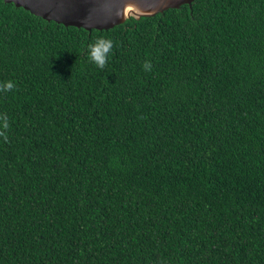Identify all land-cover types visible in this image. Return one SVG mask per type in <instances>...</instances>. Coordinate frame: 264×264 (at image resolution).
Returning <instances> with one entry per match:
<instances>
[{"label":"trees","instance_id":"16d2710c","mask_svg":"<svg viewBox=\"0 0 264 264\" xmlns=\"http://www.w3.org/2000/svg\"><path fill=\"white\" fill-rule=\"evenodd\" d=\"M7 81L0 264H264V0L91 30L0 0Z\"/></svg>","mask_w":264,"mask_h":264},{"label":"water","instance_id":"95a60500","mask_svg":"<svg viewBox=\"0 0 264 264\" xmlns=\"http://www.w3.org/2000/svg\"><path fill=\"white\" fill-rule=\"evenodd\" d=\"M193 0H4L66 26L110 28L129 16L154 15Z\"/></svg>","mask_w":264,"mask_h":264},{"label":"clouds","instance_id":"9594fccd","mask_svg":"<svg viewBox=\"0 0 264 264\" xmlns=\"http://www.w3.org/2000/svg\"><path fill=\"white\" fill-rule=\"evenodd\" d=\"M113 48V41L110 39L98 38L95 43L88 45L89 59L98 68L103 69L108 61V55L111 53ZM145 71H151L152 65L150 61H146L144 64ZM15 85L12 81H7L6 83L0 84V92L12 91ZM3 130H0V137H3L7 141V129L9 128V123L7 117H3Z\"/></svg>","mask_w":264,"mask_h":264}]
</instances>
